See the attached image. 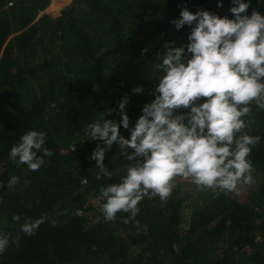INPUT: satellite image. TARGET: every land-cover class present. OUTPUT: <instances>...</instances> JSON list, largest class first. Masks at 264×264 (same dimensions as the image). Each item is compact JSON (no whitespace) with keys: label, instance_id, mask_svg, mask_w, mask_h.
Listing matches in <instances>:
<instances>
[{"label":"trees","instance_id":"1","mask_svg":"<svg viewBox=\"0 0 264 264\" xmlns=\"http://www.w3.org/2000/svg\"><path fill=\"white\" fill-rule=\"evenodd\" d=\"M49 2L22 0L5 10L6 0H0V235L19 237V247L10 243L0 264H264V110L255 105L248 134L261 141L249 159L258 178L246 203L211 192L192 210L184 234V206L174 190L166 202L145 197L134 219L122 212L114 221L102 213L76 215L87 211L90 194L99 197L102 186L119 183L135 163L114 142L104 157L111 178L97 180V167L85 163L104 144L85 137L87 126L103 119L119 124V104L127 96L129 128L121 125L119 132L129 139L156 94L149 90L153 75L145 59L157 44L188 37L195 26L171 32V21L185 8L234 19L232 0H220L221 7L218 0H72L79 10L67 7L55 19L40 15ZM243 2L249 7L242 15L264 16V0ZM137 87L142 92H134ZM29 130L44 132L53 153L35 172L9 159L11 147ZM74 145V152H61ZM12 176L19 183L9 189ZM44 215L47 220L33 235L20 231L25 219Z\"/></svg>","mask_w":264,"mask_h":264},{"label":"clouds","instance_id":"2","mask_svg":"<svg viewBox=\"0 0 264 264\" xmlns=\"http://www.w3.org/2000/svg\"><path fill=\"white\" fill-rule=\"evenodd\" d=\"M232 3L234 19L203 10L192 13L185 8L180 19L171 21L176 29L195 26L186 46L163 45L165 52L155 65L163 73L155 88L158 95L144 105L129 139L119 132L121 125L129 128L124 113L127 96L119 104V124L103 119L87 126L90 140L104 144H98L91 156L98 169L97 180L111 178L103 161L114 142L121 156L135 162L119 183L100 188L98 200L103 203L99 207L106 221H114L121 212L134 219L145 197L158 196L166 202L178 178L200 191L211 190L218 195L239 194L242 187L255 182L249 157L261 137L248 134V130L254 123L253 105L264 110V16L256 11L251 16L242 15L249 4L243 0ZM221 6L218 0L217 7ZM186 54L190 58L184 62ZM133 91L140 93L142 88ZM181 109L189 111L176 114ZM45 142L44 132L27 131L11 147L10 161L38 171L46 163L45 157L53 155ZM18 183L19 178L12 176L7 187ZM47 218L25 219L20 231L33 235ZM12 219L19 221L21 217L13 215ZM10 243L19 247V237L10 241L7 234L0 235V255Z\"/></svg>","mask_w":264,"mask_h":264},{"label":"rangeland","instance_id":"3","mask_svg":"<svg viewBox=\"0 0 264 264\" xmlns=\"http://www.w3.org/2000/svg\"><path fill=\"white\" fill-rule=\"evenodd\" d=\"M49 5L46 7L45 9V14L48 15V17L50 19H55L59 16L60 12L62 10H64L65 8L67 7H70L72 6V0H49ZM79 6L81 7V5H78V4H75L73 5L72 7L75 9V10H79ZM160 24L161 25H164L165 24V20H160ZM164 29L168 30L167 26L165 25L163 27ZM182 29V28H181ZM177 30H180V29H176V27H174L171 32H176ZM47 30L43 31V32H46ZM170 32V31H169ZM168 32V33H169ZM144 35H146V32L145 31H141L140 32V38H143ZM190 34H188L189 36ZM162 37V35H159ZM188 37H185V38H182L181 36H179L176 40L173 39V40H170V42H163L161 44H157L158 46H160V48H158L155 52H150L148 57L145 59L146 61H144V67L146 70L149 69V71H152V77H153V82L151 83L150 87H149V90L151 92H154L155 93V88L158 86V83H159V79L161 77V75H163L162 72H160L159 70H157V68L155 67V65L159 64L161 61L159 59V57H161L164 52H165V49L163 47L164 44L166 43H170L171 46L173 47H180V46H186L187 43H188ZM43 50H42V47H38V55H39V58L38 59H41L43 58ZM28 56V54H27ZM190 58V54H186L185 55V58H184V62L187 61V59ZM155 71L157 73H155ZM157 94V93H156ZM153 95V97H155V95ZM188 109H181L178 113L176 114H181V112H186ZM85 134V137L86 136H89L87 135V133H84ZM73 148L70 147V148H63L61 150V152L63 154H66L68 151H71ZM104 165H105V168L108 172H110V168H108L107 166V163H105L103 161ZM85 167L90 169L91 167H96V162L95 160L93 159H90L87 161V163H85ZM80 168V173H82L84 171V169L82 170V168L79 166L78 169ZM253 177H254V183L251 184V185H246L244 187L241 188L239 194H236V193H229L227 194L228 196L230 197H233L234 199H236L237 201L239 202H242V203H246L247 201H249L248 199L250 198V195L252 194V192L254 191L255 189V183L257 182V178H258V175L257 173L254 171L253 172ZM174 192H176L177 195H179L180 199L182 200L183 202V206H184V209H183V216H182V222L180 223V228H181V232L182 234H184L189 226H190V216L192 214V210L198 206V205H201L202 202H203V199L204 198H207L205 196L211 194V190H205V191H200L197 189V187L188 182V181H184V180H181V179H177L176 180V187L174 188ZM87 208V211L83 213L82 210H77L76 211V215L77 216H82L83 214L88 216V217H97L98 215H100L102 212L100 210V207H99V200H98V196L96 194H90L87 198V203L86 205L84 206V209ZM80 211V213H78ZM141 230L140 228H138L137 231ZM126 234L130 233V232H127L125 231ZM123 233V234H125ZM181 234V235H182ZM257 240L260 241V238L257 237ZM133 251L134 252H138L139 251V248H133Z\"/></svg>","mask_w":264,"mask_h":264},{"label":"built area","instance_id":"4","mask_svg":"<svg viewBox=\"0 0 264 264\" xmlns=\"http://www.w3.org/2000/svg\"><path fill=\"white\" fill-rule=\"evenodd\" d=\"M22 0H9L7 2L8 7H13L16 3L21 2ZM80 213V211L78 212Z\"/></svg>","mask_w":264,"mask_h":264},{"label":"crops","instance_id":"5","mask_svg":"<svg viewBox=\"0 0 264 264\" xmlns=\"http://www.w3.org/2000/svg\"><path fill=\"white\" fill-rule=\"evenodd\" d=\"M8 1H9V0H6V4H5V6H4V9H5V10H8V9L12 8V7H8V5H7V2H8ZM44 11H45V10H44ZM44 11L41 12L40 15H43V14L46 15Z\"/></svg>","mask_w":264,"mask_h":264}]
</instances>
